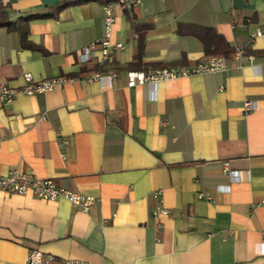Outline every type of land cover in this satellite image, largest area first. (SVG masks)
Returning a JSON list of instances; mask_svg holds the SVG:
<instances>
[{"label": "crops", "instance_id": "obj_1", "mask_svg": "<svg viewBox=\"0 0 264 264\" xmlns=\"http://www.w3.org/2000/svg\"><path fill=\"white\" fill-rule=\"evenodd\" d=\"M63 1L80 2L56 10ZM107 1L0 0V20L26 30L23 44L0 27V81L70 79L0 105V175L50 178L92 198L83 210L0 190V264H23L31 247L54 256L43 264H264V39L248 41L264 0L115 4L110 42L121 48L102 64L96 45L82 64L80 49L104 34ZM134 25L148 26L138 60ZM213 57L223 71L127 82L128 71ZM110 69L114 78L84 79ZM245 99L256 108L244 112ZM156 190L168 214H153Z\"/></svg>", "mask_w": 264, "mask_h": 264}, {"label": "built area", "instance_id": "obj_2", "mask_svg": "<svg viewBox=\"0 0 264 264\" xmlns=\"http://www.w3.org/2000/svg\"><path fill=\"white\" fill-rule=\"evenodd\" d=\"M115 4L125 5L129 7L131 4L127 0H114L105 3L102 6L103 10V24L104 34L96 42H92L80 49L79 58L82 64L87 63L94 57V47L97 45L100 52V62L102 64H111L112 55L111 48H121V44H112L110 42L112 25L114 23L113 9ZM255 37L264 39V22L255 30L254 34L250 36L249 42H252ZM240 49L236 54L240 55ZM251 58V56H250ZM223 57H213L206 61L198 63L194 68H181L177 65H171L166 67H147L144 70L128 71L126 73L127 82L129 86L144 84V83H156L161 80L175 78L181 75H188L193 72H220L224 70ZM114 78L116 72L113 69L107 70V72L95 71L86 76V81L99 80L102 77ZM26 82V85L21 89H15L8 86L5 82L0 81V105L9 103L17 93L34 94L38 92H46L54 89L55 87L62 86L65 82L70 81L65 77H52L39 81H33L30 73L25 72L22 75ZM256 108L254 101L245 99L243 101V111L250 112ZM222 171L228 174L233 179H238V172L228 168L224 163ZM0 190L9 194L18 195H31L43 200L54 201L58 198H65L71 202L79 204L83 210H86L92 201L90 196L82 195L78 192L70 191L66 188L59 186L50 178H39L34 175H29L24 172H18L16 170H9L7 173L0 175ZM152 197L156 202V209L153 214H168L169 210L162 206L161 192L156 190L152 192ZM199 197H202L199 195ZM54 256L51 254L44 255L40 249L31 247L27 250L25 261L23 264H43L45 260L52 261ZM61 264H94L92 262L67 258L64 259Z\"/></svg>", "mask_w": 264, "mask_h": 264}, {"label": "trees", "instance_id": "obj_3", "mask_svg": "<svg viewBox=\"0 0 264 264\" xmlns=\"http://www.w3.org/2000/svg\"><path fill=\"white\" fill-rule=\"evenodd\" d=\"M80 1H63V2H60L56 7L55 9L56 10H60L64 7H66L67 5H71V4H76V3H79ZM108 2V1H107ZM0 13L2 14V12L0 11ZM3 15V14H2ZM0 27H6L7 29L11 30V29H17L19 31V34H20V40L23 44H25V34H26V30L22 28H19L17 25L15 24H11L10 22H8L4 17L0 20ZM148 26H145V25H134V29L138 32V39H139V42H138V51H137V54H136V59L138 60L141 56V53H140V47H141V43H142V40H143V29H146ZM208 45L206 44V48H205V51L206 53H210V50L208 49ZM222 54H227L228 51L227 49L223 50L222 52H220Z\"/></svg>", "mask_w": 264, "mask_h": 264}]
</instances>
